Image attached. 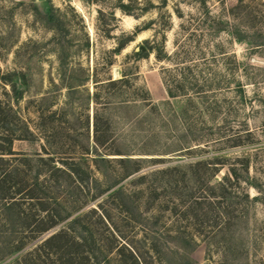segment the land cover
I'll return each mask as SVG.
<instances>
[{
    "label": "rangeland",
    "instance_id": "obj_1",
    "mask_svg": "<svg viewBox=\"0 0 264 264\" xmlns=\"http://www.w3.org/2000/svg\"><path fill=\"white\" fill-rule=\"evenodd\" d=\"M145 48L148 57L139 59ZM174 79L180 96L171 99L166 84ZM0 101L13 111L0 134L29 138L14 141L15 153L83 166L86 157L103 189L122 175L113 162L92 161L96 117L98 138L117 143L103 153L163 160L145 164V172L207 160L220 163L217 184L236 170V193L258 200H235L238 217L226 235L213 238L195 225L196 208L188 222L148 197L135 229L112 206L107 211L142 263L264 264V0H0ZM131 180L122 184L134 189ZM63 191L52 193L56 210L70 202Z\"/></svg>",
    "mask_w": 264,
    "mask_h": 264
},
{
    "label": "trees",
    "instance_id": "obj_2",
    "mask_svg": "<svg viewBox=\"0 0 264 264\" xmlns=\"http://www.w3.org/2000/svg\"><path fill=\"white\" fill-rule=\"evenodd\" d=\"M130 42L131 39L118 44L115 53H122ZM149 51L145 48V52L137 54L138 58H147ZM174 80L176 84L172 86L165 82L171 99L180 96L177 94V81ZM123 81L125 78L109 84L117 86ZM11 112V109H3L0 101V130L9 126ZM25 131L33 135L27 127ZM94 132L93 152L96 158L92 161L113 162L120 170L118 174L122 175L114 185L105 189L92 176L88 158H82L83 166L75 159L57 163L49 156L17 154L13 151L14 141L28 140V136L16 135L15 131L0 134V263L17 256L10 264H145L136 249L119 237L107 206L119 211L126 225L132 229H135L132 225H138L144 217V213L139 215V203L145 197L152 204H163L166 215L183 216L188 222L192 220L188 210L196 208L199 214L193 216V223L204 227V231L215 238L226 235L238 217L232 210L236 199L244 198L247 203L258 200L257 197L250 198L248 192L236 193L240 182L236 170H229L220 182L212 184L211 181L220 172L217 168L220 163L203 160L145 172V164L162 163L163 160L133 157L120 150L105 154L103 151H112L117 143L98 138L100 126L97 117ZM189 149L180 146L177 151L189 153ZM106 156L118 158L110 160ZM141 156L154 155L143 153ZM249 165V162L242 164L248 176ZM130 178L134 189L122 184ZM65 188L70 192H67L70 202L65 201L66 206L64 204L63 207L58 204L61 207L56 210L51 202L57 197H52V193L62 190L65 194ZM104 195L97 208L86 209ZM134 213H138L137 218ZM59 226L57 232L44 237ZM177 236V239L187 240L185 232H178ZM188 239L189 245H195L199 240L193 235ZM151 249L158 255L161 252L157 245Z\"/></svg>",
    "mask_w": 264,
    "mask_h": 264
},
{
    "label": "built area",
    "instance_id": "obj_3",
    "mask_svg": "<svg viewBox=\"0 0 264 264\" xmlns=\"http://www.w3.org/2000/svg\"><path fill=\"white\" fill-rule=\"evenodd\" d=\"M66 1L70 2L71 0H66Z\"/></svg>",
    "mask_w": 264,
    "mask_h": 264
}]
</instances>
